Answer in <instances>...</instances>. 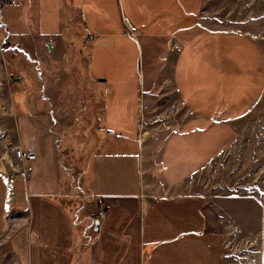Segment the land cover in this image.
<instances>
[{
  "label": "crops",
  "instance_id": "obj_1",
  "mask_svg": "<svg viewBox=\"0 0 264 264\" xmlns=\"http://www.w3.org/2000/svg\"><path fill=\"white\" fill-rule=\"evenodd\" d=\"M80 1L83 58L109 88L97 96L105 137L77 131L92 150L71 169L75 187L63 159L73 141L62 147L58 133L75 110L56 113L45 91L9 107L0 146L37 153L10 178L0 170V236L15 264H227L231 243L264 264V195L211 194L202 181L264 96L260 42L202 23L208 0ZM100 204L97 226L88 214Z\"/></svg>",
  "mask_w": 264,
  "mask_h": 264
},
{
  "label": "rangeland",
  "instance_id": "obj_2",
  "mask_svg": "<svg viewBox=\"0 0 264 264\" xmlns=\"http://www.w3.org/2000/svg\"><path fill=\"white\" fill-rule=\"evenodd\" d=\"M80 7V0H10L0 19V135H3L4 126H10L4 119L9 107L18 104L26 108L24 102L30 93L39 95L45 91L51 94L50 102L56 113L75 110V116L71 110L67 114L73 116L75 124L67 128L66 132L58 129L64 138L62 147L68 136L73 141V145L65 147L69 154L64 155L63 159L65 163L69 161V179L75 187L80 186V176H76L71 169L82 171L87 153L92 150L91 146L86 147L81 142L77 131L87 128L94 134V141L103 140L105 135L95 130L101 121V106L97 96L101 94L102 88L109 89L97 83L86 67L83 55L90 58L92 49L84 45L87 36L84 29L88 23L83 20ZM262 10L264 0H208L200 20L210 27L246 31L264 49ZM5 47L7 52L3 49ZM68 121L62 117L59 125H66ZM98 132L107 133L103 128H98ZM223 137L224 134L221 139ZM19 149L23 150L15 145L7 150L3 144L0 146V170L8 178L12 177L20 163L27 160L19 158ZM214 149L216 151V147ZM202 181L204 188H209L211 194L216 189L221 193L264 195V96L240 120L236 140L205 169ZM101 211L107 214L104 220L93 217ZM88 215L99 226L106 221L108 211L104 204H100L98 210ZM85 220L88 221V218ZM8 244L7 236L2 234L0 264H15ZM237 248L232 243L228 247L227 264H252V250Z\"/></svg>",
  "mask_w": 264,
  "mask_h": 264
},
{
  "label": "built area",
  "instance_id": "obj_3",
  "mask_svg": "<svg viewBox=\"0 0 264 264\" xmlns=\"http://www.w3.org/2000/svg\"><path fill=\"white\" fill-rule=\"evenodd\" d=\"M9 2H10V0H0V19L3 16L4 9H5L6 5H8ZM18 153L20 154L22 159H27L29 161H33L36 159V153L32 150L31 151H24V150L19 149ZM106 215L107 214L105 211H101L97 216H93V217H98V219L104 220Z\"/></svg>",
  "mask_w": 264,
  "mask_h": 264
},
{
  "label": "bare ground",
  "instance_id": "obj_4",
  "mask_svg": "<svg viewBox=\"0 0 264 264\" xmlns=\"http://www.w3.org/2000/svg\"><path fill=\"white\" fill-rule=\"evenodd\" d=\"M17 153H18V151H17ZM20 155V154H19Z\"/></svg>",
  "mask_w": 264,
  "mask_h": 264
},
{
  "label": "water",
  "instance_id": "obj_5",
  "mask_svg": "<svg viewBox=\"0 0 264 264\" xmlns=\"http://www.w3.org/2000/svg\"><path fill=\"white\" fill-rule=\"evenodd\" d=\"M50 46V45H49Z\"/></svg>",
  "mask_w": 264,
  "mask_h": 264
}]
</instances>
